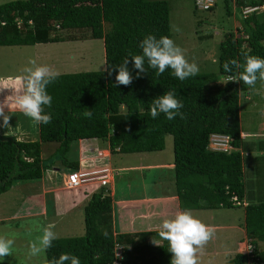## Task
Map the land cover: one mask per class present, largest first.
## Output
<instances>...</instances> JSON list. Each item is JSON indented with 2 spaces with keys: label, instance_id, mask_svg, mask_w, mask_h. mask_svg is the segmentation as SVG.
<instances>
[{
  "label": "trees",
  "instance_id": "16d2710c",
  "mask_svg": "<svg viewBox=\"0 0 264 264\" xmlns=\"http://www.w3.org/2000/svg\"><path fill=\"white\" fill-rule=\"evenodd\" d=\"M221 1L225 15L238 11L237 24L233 30H222L220 34L215 69L199 70L183 81L174 77L171 69L159 76L155 69H148L137 76L131 61L130 55L142 53L139 45L146 35L169 37L166 0L0 3V45L55 42L65 40L60 31L84 29L87 38L101 40L103 60L101 69L59 73L46 86L52 105L45 106L44 111L51 114V123H36L32 139L0 136V193L19 181L39 180L43 170L51 166L75 169L77 162L68 153L70 143L77 139H94L108 153L129 154L162 149L163 138L168 134L177 207L199 213L201 209L240 206V227L250 251L234 250L221 264H264V165L247 163L250 157L242 151L250 148L239 137L238 102L252 87L242 81L221 83L238 75L237 70H223L226 61L236 59L243 63L245 53L264 58V10H258L264 7V0ZM243 7L254 8L242 14ZM192 8L195 9L193 0ZM212 8L213 4L203 10ZM125 57L133 77L128 86L116 84L115 69L111 76L106 71ZM170 90L182 102L180 111L186 118L168 120L160 113L153 119V99ZM88 111L91 118L84 115ZM213 133L227 137V150L208 146ZM255 141L258 149L264 143L258 136ZM43 142L55 143L52 154L44 158L40 154ZM257 189L260 194L256 197ZM233 196L235 200L231 199ZM80 211L82 233L54 240L52 247L43 252V264H50L61 253L76 255L80 264H111L115 246L120 253L116 264H170L167 241L159 237L158 229L113 230L111 200L104 186L88 194Z\"/></svg>",
  "mask_w": 264,
  "mask_h": 264
},
{
  "label": "rangeland",
  "instance_id": "374dc122",
  "mask_svg": "<svg viewBox=\"0 0 264 264\" xmlns=\"http://www.w3.org/2000/svg\"><path fill=\"white\" fill-rule=\"evenodd\" d=\"M5 1L9 0H0V3ZM166 2L168 5L169 37L183 49L186 58L190 62L194 61L199 66V70L215 69L214 60L217 55L218 39L222 30H233L236 26L238 11L235 10L232 11V14L225 15L221 0H213V8L210 11L193 9L192 0H166ZM261 8L264 7L261 6L258 10H264ZM199 20H203V22ZM59 34L65 40L33 45H0V74L23 75V68L30 59H34L37 64L46 65L58 73L97 70L103 67L100 39L87 38L88 32L84 29L80 31L64 30L60 31ZM262 83L264 82L258 81L255 87H252L250 93L245 92L242 99L240 98V103L238 102V122L243 131L256 130L259 126L257 122L264 118V96L257 94ZM31 128L34 129V126ZM27 136L28 138L33 137L29 133ZM256 139L257 137L252 138V140ZM262 139H264V136H262ZM85 140H91L96 144L94 139ZM70 144L72 147L74 146L73 142ZM54 147L55 143L53 142L40 143L41 157L51 155ZM95 147L96 149L101 148L99 146ZM84 149L82 151L85 156V164L92 162V154L96 156L104 154L99 149L96 153L94 150L90 153L85 147ZM109 159L112 167H119L120 164H134L137 161L136 159H139L138 161L145 162L147 166L153 167L151 168V174L157 176L163 187H167L171 180H169L171 171L168 165L171 160L170 135L164 136L163 147L160 150L110 154ZM94 162L98 163V161ZM132 171L126 172L130 173ZM117 173L122 172L116 171ZM147 175H150V173H147L145 177ZM118 178V175L114 178L115 182ZM30 186L32 185H28L27 182L19 181L16 184H11L0 193V235L14 239L12 255L6 256L2 261L11 264H43V252L38 256L29 255V242L35 241L37 237L41 236L43 227L49 223L55 224L54 231L58 237L78 235L83 230L80 205L78 208H70V204L65 201L62 204L55 205L53 196L49 197L47 194L41 205L40 203H32L31 200L30 204H34V206L27 209L25 207L27 204L25 189ZM41 207L43 212L45 211L44 214L37 212L41 210ZM198 212H192V215L206 221L215 219L217 223L228 221L235 223L239 228L241 226L242 212L240 206L225 209L214 208V210L201 209ZM212 213L213 215H211ZM239 228L232 227L220 230L227 237L222 242H219L217 236L214 243L212 237L204 246L203 251L198 254V264H221L226 260L236 246L235 240L242 238V228ZM215 234L221 236L217 232ZM245 240L240 241L241 247L239 250L242 252V243ZM256 245L259 248L262 246L260 243Z\"/></svg>",
  "mask_w": 264,
  "mask_h": 264
},
{
  "label": "clouds",
  "instance_id": "9594fccd",
  "mask_svg": "<svg viewBox=\"0 0 264 264\" xmlns=\"http://www.w3.org/2000/svg\"><path fill=\"white\" fill-rule=\"evenodd\" d=\"M139 46L142 53L130 55L133 67L137 70V76L140 73H146L148 69H155L157 76L171 69L172 75L183 81L199 72V66L194 61L190 62L183 49L166 35L157 38L148 34L141 40ZM128 57H125L121 63L111 65L106 69L110 76L113 69L116 70L117 85L128 86L132 82L133 77L127 67ZM145 63H147V68ZM223 70L229 73L237 70L238 75L229 76L221 83L242 81L244 85L254 88L258 80L264 82V58L256 55L245 53L243 63L236 59L226 61L223 64ZM58 76L57 71L30 59L23 68V75L17 76L15 78L17 83L12 86L14 94L10 100L14 107L37 124L51 123V114L44 111L45 106L51 107L52 105V96L46 91V86L54 82ZM257 94L264 96V83L261 84V89L257 91ZM182 108V102L176 98L175 92L170 90L153 99L150 115L153 119L160 113L165 114L168 120H173L177 116L184 119L185 114L180 111ZM84 115L91 118L92 113L88 111ZM10 118L11 116L0 108V120H2L0 126H8ZM240 204L244 203L240 202ZM54 229L55 224L49 223L43 227L41 236L29 242L30 256H38L52 247V242L59 238ZM103 234L107 235V232ZM158 235L162 240L167 241L168 251L171 253L170 264H198V254L215 235V230L193 216L189 210H179L174 215L162 219L158 226ZM13 244L14 239L0 235V261L12 255ZM50 264H80V260L76 255L61 253L58 258L50 261Z\"/></svg>",
  "mask_w": 264,
  "mask_h": 264
},
{
  "label": "crops",
  "instance_id": "0c3cea01",
  "mask_svg": "<svg viewBox=\"0 0 264 264\" xmlns=\"http://www.w3.org/2000/svg\"><path fill=\"white\" fill-rule=\"evenodd\" d=\"M17 76H19V74H0V108H3L5 113L11 116L8 126H0V136L10 135L16 139H32L33 137L28 138L27 134L29 133V135H32V133L36 131V122L25 117L22 112L14 107L12 100H10V97L14 94L12 86L17 83L15 79ZM257 123L259 126L256 130H240L239 132V137L247 142L246 146H249L250 148L248 151H242V153L247 154L250 157L247 163H250L252 166L256 164L264 165V143H262L261 147L258 149L255 147L256 141L252 140V138L257 136H264V118ZM0 125H2V120H0ZM32 126H34V129L31 128ZM81 141L84 140L77 139L73 141L74 146H70L68 157L76 160L77 166H81L85 164V156L83 152L85 150L84 147L90 153H92L93 150L96 153L99 149L100 152L104 154L100 156L92 154L93 159L91 161L102 162L108 166L113 173L104 188L110 196L112 228L115 232L158 229L163 218L170 217L180 210L177 207V200L171 175L169 176V180L171 179L169 185L163 187L157 176L151 174V168L153 167L147 166L145 162H140L138 161L139 159H136L137 161L134 164H118L119 167H112V164L109 163V157L110 154H116V152L108 153L104 148L96 149L95 146L97 145L91 140H85L83 143ZM76 142H78V144H76ZM168 165L170 167V163ZM61 170L62 169H59L56 166H51L43 170L39 180L27 182L28 185H32L25 189V196L27 199L25 207L27 209L34 206V204H30L31 200L32 203H40L41 205L42 200H44V197L47 194L49 197L51 195L53 196V202H55V205H58L59 203L62 204L65 201L67 204H70V208H78L79 205L81 208L88 194L97 189L94 185L82 186L74 189L63 187V171L61 172ZM129 170L133 171L130 173L126 172ZM116 171L122 173L116 174ZM147 173H150V175L145 177ZM117 175L119 178L116 183L114 178ZM257 191L258 189L255 191L256 197L260 194ZM244 200L245 199L242 201L243 203H245ZM37 212L45 213V211L43 212L42 207L41 210ZM211 215H213V213ZM199 219L206 225L213 227L215 232L221 235L219 236L215 234L213 236L214 243L217 236L219 237V242H222V240L224 241L227 238L220 230L232 227L239 228V226L233 222L222 221L217 223V220L215 219H211L210 221L202 220L201 218ZM239 229H241V227ZM242 240H245L243 234L242 238L235 240L236 246L234 247V250L239 251Z\"/></svg>",
  "mask_w": 264,
  "mask_h": 264
},
{
  "label": "built area",
  "instance_id": "2783aa9c",
  "mask_svg": "<svg viewBox=\"0 0 264 264\" xmlns=\"http://www.w3.org/2000/svg\"><path fill=\"white\" fill-rule=\"evenodd\" d=\"M194 6L198 9H206L208 6L212 5L213 0H193ZM254 7H243L241 9V13L244 14ZM208 146L211 149L222 150L225 151L229 148L227 143V137L225 135L220 134H210L208 138ZM111 169L103 164L102 162H89L83 164L81 166H76L75 169L72 170H63L62 172V183L63 187L67 189H74L82 186H90L94 185L105 186L109 178L112 176ZM232 200H235L234 196L231 197ZM237 203L236 201H234ZM243 252L250 251V245L247 240L242 243ZM242 252L241 250H239ZM120 257L119 248L115 246L113 249V260L111 264H116Z\"/></svg>",
  "mask_w": 264,
  "mask_h": 264
}]
</instances>
